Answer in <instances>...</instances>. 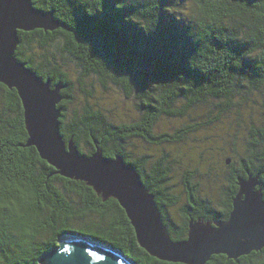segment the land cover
Masks as SVG:
<instances>
[{"label":"trees","instance_id":"trees-1","mask_svg":"<svg viewBox=\"0 0 264 264\" xmlns=\"http://www.w3.org/2000/svg\"><path fill=\"white\" fill-rule=\"evenodd\" d=\"M115 2L33 0L35 8L53 11L65 27L19 32L16 57L44 81L66 86L59 105L65 141L73 138L82 155L100 148L107 158L123 157L155 195L173 241L184 240L191 220H228L240 177L260 175L258 188L264 190V100L261 118L254 114L255 105L248 106L246 139L242 145L232 144L235 156L216 167L220 148L207 169L191 164L182 175L186 200L179 222L167 209L181 201L171 186L173 165L185 163L166 155L153 160L133 152L131 145L137 140L159 146L176 143L201 126L197 122L174 134H158L164 116L184 118L216 101L221 111L212 122L235 111L239 123L247 104L264 99V0H124L118 5L120 17L108 10ZM52 46L56 50L50 52ZM59 56L75 63L82 76H96L103 87L117 86L139 116L111 122L88 99L68 118L69 105L78 107L82 100L72 94L76 82ZM0 93V264H38L62 236L77 234L69 229L76 222L97 228L101 235L94 239L108 241L138 264H174L141 248L116 199L104 200L85 182L62 177L35 147L26 146L29 134L19 94L2 83ZM207 264H264V249L238 260L213 256Z\"/></svg>","mask_w":264,"mask_h":264},{"label":"water","instance_id":"water-1","mask_svg":"<svg viewBox=\"0 0 264 264\" xmlns=\"http://www.w3.org/2000/svg\"><path fill=\"white\" fill-rule=\"evenodd\" d=\"M35 21L40 25L34 26ZM54 12L35 8L33 0H0V83L17 90L24 108L26 146L62 177L85 182L104 200L114 198L125 210L141 248L161 261L174 264H207L213 256L238 260L264 249V193L260 175L239 178L233 210L226 221L191 220L188 236L173 241L155 195L123 157L107 158L103 151L82 155L73 138L67 143L61 134L59 107L66 88L44 81L16 57L19 32L64 28ZM230 164V160H227ZM38 264H138L109 243L80 234H66L58 246L46 252Z\"/></svg>","mask_w":264,"mask_h":264},{"label":"rangeland","instance_id":"rangeland-1","mask_svg":"<svg viewBox=\"0 0 264 264\" xmlns=\"http://www.w3.org/2000/svg\"><path fill=\"white\" fill-rule=\"evenodd\" d=\"M55 50L56 49L53 46L50 48V52ZM58 59L59 63L64 66V70L68 73L70 79L76 82L72 94L75 97L79 96L82 100V104H78V107L69 105L68 118H71L76 110H81L88 99L91 103L97 104L99 107L104 109L111 122L119 123L130 120L132 117L139 116V111L137 110L134 102L125 98L124 94L117 86L108 83L106 87H103L96 76H82L81 69L75 63H72L68 59H63L60 56ZM263 100V98H257V100H252L249 104H247V107L243 110L245 116H242V120H240L239 123H237L239 117L236 115L235 111L230 112V114L229 112H224L218 121L212 122V120H214V116L219 114L221 111V108L216 101L197 107L184 118H168L164 116L158 122V134H174L178 129H182L188 125H194L197 122H201V126L196 132L188 133L182 141H178L176 143L163 144L159 146L146 144L143 141L137 140L131 145L133 152L139 155L147 154L153 158V160L166 155L170 160L176 159L185 163H176L173 165L174 176L171 186H173L176 195L179 196L181 201L178 206L167 209L177 222H179L180 219L179 210L182 208V204H184L186 200L182 175H184L186 170H190L191 164H199L202 170L207 169L211 165L212 158H215V152L217 153L220 148L223 149L221 151V165L219 164L216 167L222 166V163H224L227 158L235 156L232 144L238 143L239 145H242L246 139V131L243 127L245 123L243 124V122L248 120L246 112L252 108L248 106H250V104L255 105L256 112L253 113L256 115V118H261V103ZM230 118H234L235 121H230ZM243 119L245 121H243ZM241 124L243 125L238 128V125ZM202 159L204 160L203 162ZM193 181L196 182V179ZM94 219L98 222V218L94 217ZM69 229L86 237L93 238V236L101 235V233L97 231V228H89L85 227V225L80 226L77 225V222ZM103 242L107 243L108 241L104 240Z\"/></svg>","mask_w":264,"mask_h":264},{"label":"snow or ice","instance_id":"snow-or-ice-1","mask_svg":"<svg viewBox=\"0 0 264 264\" xmlns=\"http://www.w3.org/2000/svg\"><path fill=\"white\" fill-rule=\"evenodd\" d=\"M124 3V0H116L115 3L109 4L108 10L112 13V15L116 17L122 16V13L120 9L118 8V5H122ZM40 21H35L34 26L32 28H36L37 25H40Z\"/></svg>","mask_w":264,"mask_h":264},{"label":"bare ground","instance_id":"bare-ground-1","mask_svg":"<svg viewBox=\"0 0 264 264\" xmlns=\"http://www.w3.org/2000/svg\"><path fill=\"white\" fill-rule=\"evenodd\" d=\"M264 191V190H263Z\"/></svg>","mask_w":264,"mask_h":264}]
</instances>
